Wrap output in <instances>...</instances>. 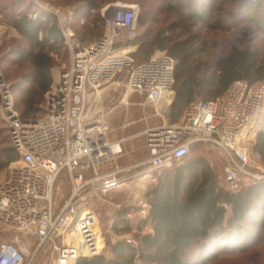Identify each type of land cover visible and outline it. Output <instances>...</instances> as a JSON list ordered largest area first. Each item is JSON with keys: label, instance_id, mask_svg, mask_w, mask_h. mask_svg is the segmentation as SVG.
Listing matches in <instances>:
<instances>
[{"label": "built area", "instance_id": "1", "mask_svg": "<svg viewBox=\"0 0 264 264\" xmlns=\"http://www.w3.org/2000/svg\"><path fill=\"white\" fill-rule=\"evenodd\" d=\"M109 7L102 10L104 33L87 43L70 25L74 11L56 12L71 49V62L57 71L45 92L41 117L22 118L9 100L5 103L11 141L19 157L0 180V221L28 238L1 241L0 264H33L48 243L53 244L48 264H76L81 256L102 253L94 195L172 165L188 155L197 141L210 142L227 156L228 188L236 190L243 182L264 177L248 168L253 141L264 129V79H236L215 97L193 100L181 118L171 122L176 59L157 51L137 61L135 47L118 43L121 30L135 35L138 4L117 1ZM133 92L143 94L141 104L153 106L162 121L143 130L148 155L119 166L124 138H110V116L117 106L131 103ZM63 171L70 174L72 190L57 208L54 189ZM148 209L145 199L143 216Z\"/></svg>", "mask_w": 264, "mask_h": 264}, {"label": "trees", "instance_id": "2", "mask_svg": "<svg viewBox=\"0 0 264 264\" xmlns=\"http://www.w3.org/2000/svg\"><path fill=\"white\" fill-rule=\"evenodd\" d=\"M82 3L75 14L89 13L100 6L101 0H75ZM217 0H174L169 4L177 19L163 26L152 35L144 32L137 42V61H143L156 49H166L176 59L175 97L171 103L169 120L178 121L187 105L197 97L209 99L224 91L236 79L249 82L264 79V60L257 44L233 45L229 49L214 52L212 58H204L208 52V41L196 31L184 38L176 36V30L188 21L208 23ZM238 9L246 21L264 31V0H237ZM14 5L9 13V23L23 37L14 53L19 60L29 61L31 69L23 74L26 97L23 100L22 118L36 119L45 109L41 105L43 96L53 83V52H59L64 45V34L56 13L34 11L31 5L17 10ZM77 11V12H76ZM231 17V14H230ZM223 19L219 18L218 24ZM147 22L146 12L139 14L138 25ZM148 31V30H147ZM103 33V32H102ZM101 29L98 34H102ZM85 42V35L82 37ZM38 112H40L38 114ZM10 144L0 151V167L8 166L19 157L7 126ZM204 141L194 142L192 148L200 147ZM213 145V144H212ZM264 163V129L259 131L253 143ZM173 169L163 170L157 183L148 193V214L136 217L137 244L126 239L109 242L110 255L105 253L81 256L76 264H193L214 259L222 250L223 238L232 231L233 245L241 240L244 222L264 228V177L243 182L240 188L232 190L223 185L219 173L207 157L191 151ZM159 172L158 170H154ZM129 207L116 213L114 228L117 232L127 230ZM147 226L151 230H144ZM246 239V235L244 236ZM198 255L192 259L189 254Z\"/></svg>", "mask_w": 264, "mask_h": 264}, {"label": "rangeland", "instance_id": "3", "mask_svg": "<svg viewBox=\"0 0 264 264\" xmlns=\"http://www.w3.org/2000/svg\"><path fill=\"white\" fill-rule=\"evenodd\" d=\"M101 1L102 2L98 8H94L86 14L80 13V15H76L75 10L82 3L75 0H0V151L4 148V146L10 144L7 132L8 121L5 103L9 100L12 103V107L22 114L24 108L23 100L26 97L25 92H23V88L26 84L23 79V74L31 69L29 61L19 60L18 55L13 52V50L20 45H25L23 37L9 23V13L14 5H17V10H22L26 6L31 5V14L33 15L36 10L54 13L58 11L68 13L73 10L74 17L70 20V25L75 31L76 36L81 41L83 40L82 37L85 35L84 43H87L96 41L104 33L105 26L102 10L105 6L110 4V10L112 4L117 1L136 3L139 6V14L146 12L147 22L145 25L141 26L138 25L137 19V23L133 29L135 34L133 37L129 36L130 32H128V30H121L119 32V38L121 41L118 45L119 47H135L136 49L134 53L136 52L138 56L143 55V50L139 53V43L137 42V39L140 38L144 32H148V36L152 35L159 28L167 26L177 19L175 11L169 6V4L174 2V0ZM237 7V0H217L216 7L214 11L211 12L207 24L188 21L176 30V36L178 38H184L190 32H200L208 41L209 49L204 56L207 60L212 58L214 52L229 49L233 45L241 46L249 44V42L258 45L261 51V56L264 60V31L246 21L244 15ZM219 18L223 19L220 24H218ZM100 29L101 33L103 32L101 35L98 34ZM157 51L168 52L166 49H156L153 53ZM53 55L55 61V65L53 67L54 78L59 69L70 65L71 49L69 44L64 41V45L60 51L53 52ZM131 94V103L124 104L125 106L123 107H119V105L118 107L120 112L118 114L125 117L128 113L127 119H136L143 114V110L138 109L137 107L139 105L143 106L141 102L144 100V95L139 92H133ZM196 99L203 98L197 97ZM45 102L46 98L44 94L41 105L44 106ZM152 110L155 112L154 107L150 105L146 108V112L148 114H151ZM39 113L40 112H38V114ZM121 121L118 124H115L118 121L115 122L111 120L112 131L110 133V138H118L123 135L131 136V132L136 131V129L140 127V125L137 124L130 128L128 127L129 129L127 128L126 130H122L121 127H119ZM113 127L115 128L113 129ZM122 147L123 153L119 157L121 164H126L147 155L143 135L138 137L134 136L132 138L130 137L128 141L122 144ZM194 152L203 153L207 157L211 165L218 171L221 183L228 188L225 181V170L229 164L227 156L217 146L209 143H203L200 147L192 148L191 154ZM178 165L179 163L174 161L172 165L166 167L165 169H173ZM11 166L12 163L6 167H0V180H3L8 176ZM248 168L253 170L255 173L264 175V164H262L259 158L255 156H253V161ZM163 170H158V173L149 170L145 172L141 178L130 180L125 185L114 188L108 193L94 195L92 198V207H95L99 213V224L103 247L102 253L110 255L109 242H114L117 239H126L130 242L128 240L130 238L133 239L130 243L137 244L138 241L135 238V233L137 231L136 217L139 213L137 210H134L133 207H136L135 205H139L141 211V205L147 198L151 188L157 183L159 175ZM71 190L72 184L70 181V174L68 171H63L59 176L54 189V201L57 208L65 202L70 195ZM126 207H129V213L127 215L129 223H120V226L126 227L127 224H130V227L127 230L117 232L113 227L116 213L120 209ZM140 214L143 215L142 211ZM144 230H147V228ZM241 233V240L236 246L232 244L234 233L230 231L226 237L223 238L222 250L214 259L203 262H196L194 260L193 264H264V228L246 221L242 225ZM245 235L246 239L244 238ZM15 238L26 239L28 236L25 233L0 221V242ZM52 247L53 244H46L43 250L38 253L33 264H48ZM197 255L198 253L196 250L192 256L189 254L192 259H194Z\"/></svg>", "mask_w": 264, "mask_h": 264}, {"label": "crops", "instance_id": "4", "mask_svg": "<svg viewBox=\"0 0 264 264\" xmlns=\"http://www.w3.org/2000/svg\"><path fill=\"white\" fill-rule=\"evenodd\" d=\"M119 96H120V94H117V98H119ZM131 97H132V94H130V96H129V99H131ZM122 105V106H121ZM119 107H123V106H125L124 104H121ZM149 105H147V106H138L137 108L138 109H141V110H143V114L140 116V117H138V118H136V119H127L128 118V113L126 114L127 116H120V114H118L119 112H120V110H119V107L117 108H114L113 109V111L111 112V116H110V119L112 120V121H115V122H117V123H115V124H118L121 120V123L119 124V127H121V129L122 130H126L128 127L130 128V127H132V126H135V125H137V124H139L140 125V127L138 128V129H136V131H132L131 133H132V135L130 136V135H123V136H120V137H118V138H124V141H123V143H125L126 141H128L129 139H130V137L132 138V137H134V136H136V137H138V136H141V135H143L144 136V134H143V130L145 129V128H147V127H149V126H152V125H156V124H159L161 121H162V118L160 117V116H158V115H156L155 114V112H153V110H152V113L151 114H148L147 112H146V108L148 107ZM153 107V106H152ZM151 108V107H150ZM153 109V108H152ZM181 118V117H180ZM119 119V120H118ZM121 119V120H120ZM116 126V125H115ZM118 126V125H117ZM115 127H113V129H114ZM128 128V129H129ZM118 138H111L112 140H116V139H118ZM144 139H145V137H144ZM256 140V137H255V139H254V141ZM254 141H253V143H254ZM122 143V144H123ZM145 147H146V145H145ZM252 150H253V147H252ZM146 154L148 155V150H147V147H146ZM254 154V155H253ZM121 155V154H120ZM146 155V156H147ZM252 155L253 156H255V157H257V158H259V160L261 161V158H260V155L256 152V151H254L253 150V153H252ZM146 156H144V157H146ZM120 157V156H119ZM119 157H118V159H119ZM144 157H142V158H144ZM142 158H139V159H136V160H134V161H131V162H128V163H134V162H136V161H138V160H140V159H142ZM253 158V157H252ZM118 165L120 164L121 166L122 165H125V164H121L120 163V160H118ZM128 163H126V164H128ZM261 163L262 164H264L262 161H261ZM119 165V166H120ZM152 187V186H151ZM147 230H151V227H149V226H147Z\"/></svg>", "mask_w": 264, "mask_h": 264}]
</instances>
